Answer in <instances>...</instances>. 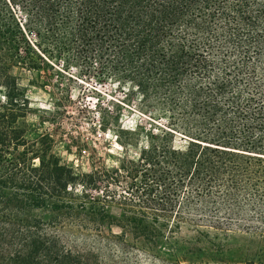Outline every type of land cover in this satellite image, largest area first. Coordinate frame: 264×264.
Returning <instances> with one entry per match:
<instances>
[{"label":"trees","instance_id":"1","mask_svg":"<svg viewBox=\"0 0 264 264\" xmlns=\"http://www.w3.org/2000/svg\"><path fill=\"white\" fill-rule=\"evenodd\" d=\"M42 65H97L171 127L76 175L25 136L11 73ZM0 90V264H264V0H0ZM119 178L115 215L88 191Z\"/></svg>","mask_w":264,"mask_h":264},{"label":"rangeland","instance_id":"2","mask_svg":"<svg viewBox=\"0 0 264 264\" xmlns=\"http://www.w3.org/2000/svg\"><path fill=\"white\" fill-rule=\"evenodd\" d=\"M27 35L34 42L33 35ZM96 67L60 71L42 65L38 73L22 68L11 73L24 88L29 103L30 112L24 119L27 140L47 136L52 141V154L76 175L112 171L124 161L135 162L146 146L147 134L171 127L168 116L165 118L142 102L132 86L96 78ZM178 139L176 136V145L180 144ZM131 181L104 180L96 191L88 193L93 197L107 196V201H112L111 213L117 215L118 200L131 192L126 189ZM99 229L105 235H118L120 231L107 222ZM63 233L64 244L86 249L87 243L76 232L71 237L68 229ZM182 235H186L185 229Z\"/></svg>","mask_w":264,"mask_h":264}]
</instances>
